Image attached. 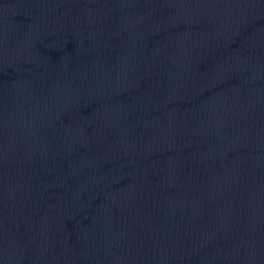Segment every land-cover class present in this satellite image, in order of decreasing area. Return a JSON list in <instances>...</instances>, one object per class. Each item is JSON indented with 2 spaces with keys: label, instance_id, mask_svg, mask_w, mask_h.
<instances>
[{
  "label": "water",
  "instance_id": "1",
  "mask_svg": "<svg viewBox=\"0 0 264 264\" xmlns=\"http://www.w3.org/2000/svg\"><path fill=\"white\" fill-rule=\"evenodd\" d=\"M0 264H264V0H0Z\"/></svg>",
  "mask_w": 264,
  "mask_h": 264
}]
</instances>
